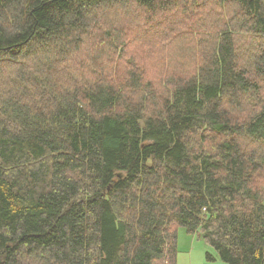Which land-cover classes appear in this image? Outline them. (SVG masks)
Wrapping results in <instances>:
<instances>
[{"label":"trees","instance_id":"obj_1","mask_svg":"<svg viewBox=\"0 0 264 264\" xmlns=\"http://www.w3.org/2000/svg\"><path fill=\"white\" fill-rule=\"evenodd\" d=\"M180 227L264 264V0H0V264H177Z\"/></svg>","mask_w":264,"mask_h":264},{"label":"rangeland","instance_id":"obj_2","mask_svg":"<svg viewBox=\"0 0 264 264\" xmlns=\"http://www.w3.org/2000/svg\"><path fill=\"white\" fill-rule=\"evenodd\" d=\"M127 55L133 57L130 56V51ZM178 250L177 264H226L202 239L189 234L182 227L178 229ZM208 254L211 255L212 260L208 259Z\"/></svg>","mask_w":264,"mask_h":264}]
</instances>
